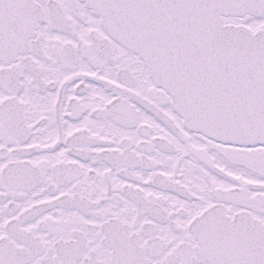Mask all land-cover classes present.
<instances>
[{"label":"flooded vegetation","instance_id":"1","mask_svg":"<svg viewBox=\"0 0 264 264\" xmlns=\"http://www.w3.org/2000/svg\"><path fill=\"white\" fill-rule=\"evenodd\" d=\"M31 2L10 43L29 2L0 0V264H264V145L187 128L85 0Z\"/></svg>","mask_w":264,"mask_h":264},{"label":"water","instance_id":"2","mask_svg":"<svg viewBox=\"0 0 264 264\" xmlns=\"http://www.w3.org/2000/svg\"><path fill=\"white\" fill-rule=\"evenodd\" d=\"M25 1V12L10 16V43L20 39L14 31L26 37L37 25L39 10ZM85 1L121 43L144 54L187 128L222 143L264 145V28L224 21L262 17L264 0ZM215 227L193 222L198 259L215 260Z\"/></svg>","mask_w":264,"mask_h":264},{"label":"rangeland","instance_id":"3","mask_svg":"<svg viewBox=\"0 0 264 264\" xmlns=\"http://www.w3.org/2000/svg\"><path fill=\"white\" fill-rule=\"evenodd\" d=\"M227 20L232 21L234 23H243L249 26L251 29H257L260 27L264 28V16L259 17V18H255V17L228 18Z\"/></svg>","mask_w":264,"mask_h":264}]
</instances>
